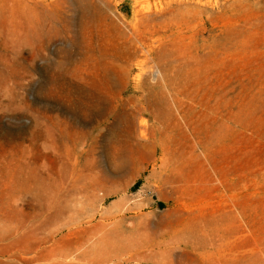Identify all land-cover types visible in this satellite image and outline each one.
Wrapping results in <instances>:
<instances>
[{
    "label": "rangeland",
    "instance_id": "obj_1",
    "mask_svg": "<svg viewBox=\"0 0 264 264\" xmlns=\"http://www.w3.org/2000/svg\"><path fill=\"white\" fill-rule=\"evenodd\" d=\"M0 264H264V0H0Z\"/></svg>",
    "mask_w": 264,
    "mask_h": 264
},
{
    "label": "bare ground",
    "instance_id": "obj_2",
    "mask_svg": "<svg viewBox=\"0 0 264 264\" xmlns=\"http://www.w3.org/2000/svg\"><path fill=\"white\" fill-rule=\"evenodd\" d=\"M144 107H135V113L141 114L143 112ZM146 123L141 122L137 125V133L141 139V142L137 146V152L140 153L141 156H144L149 160V163L152 165L157 161L156 158V150L158 149V138H156V134H151L149 128L145 125ZM148 128V129H147ZM170 180V176L167 177ZM183 254V253H182ZM182 258V257H181Z\"/></svg>",
    "mask_w": 264,
    "mask_h": 264
}]
</instances>
